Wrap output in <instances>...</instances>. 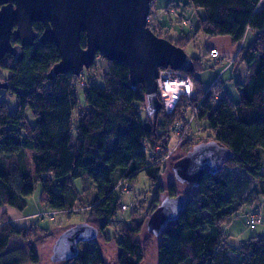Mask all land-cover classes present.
<instances>
[{
    "label": "trees",
    "instance_id": "16d2710c",
    "mask_svg": "<svg viewBox=\"0 0 264 264\" xmlns=\"http://www.w3.org/2000/svg\"><path fill=\"white\" fill-rule=\"evenodd\" d=\"M260 2L186 0L185 5L201 8L205 15L198 18L193 35L169 39L183 48L199 33L229 36L233 43H238L247 29L257 30L254 39L235 58L247 67L244 80L235 84L239 94L236 103L227 97L221 80L203 89L195 78V73L202 69L199 59H193L194 70L187 73L194 84L192 95L181 97L170 113L161 107L152 115L146 112L142 85L131 87L123 62L107 60L102 86L89 79L79 83L80 100L75 85L80 76L68 72L52 80L47 78L51 66L60 58L53 43L35 41L24 48L19 62H14L10 55L0 60L9 71L5 80L8 88L0 89V205L23 210L26 198L40 182L43 204L52 211L73 208L82 200L74 180L89 179L97 193L85 205V222L99 228L104 244L114 243L117 248L109 263L97 239L83 242L85 246L79 248L75 258L52 264H142L152 237L157 239L155 264H264V236L252 237L235 247L226 241L222 227L245 205L255 209V201L264 196V8L258 10ZM33 28L38 34L43 30L41 23H34ZM81 45H85L84 35ZM3 92L15 96V110H10ZM200 103L210 109L206 141L215 140L229 148L232 157L221 171L205 174L198 186L180 183L175 177V183L158 182L149 214L161 197L183 194L186 199L180 216L168 222L159 235L148 231L142 219L134 218L131 225L122 222L119 239L104 237V229L122 211V204L113 198V173L120 169L119 179L131 181L145 171L152 182H157L166 163L159 157L151 158L145 146L153 148L160 144L165 148L180 115L189 104ZM184 144H192L190 138L182 147ZM191 148L188 145L186 152ZM233 169L243 170L245 175ZM249 177L260 182L251 185ZM31 230L39 236L27 243ZM50 235L40 226L17 227L1 218L0 264H39L36 244ZM13 237L22 238L21 243L10 247Z\"/></svg>",
    "mask_w": 264,
    "mask_h": 264
},
{
    "label": "water",
    "instance_id": "95a60500",
    "mask_svg": "<svg viewBox=\"0 0 264 264\" xmlns=\"http://www.w3.org/2000/svg\"><path fill=\"white\" fill-rule=\"evenodd\" d=\"M152 0H0V59L11 55L19 62L24 48L39 43H53L59 52L47 78L70 72L79 76L97 56L123 62L128 68L131 87H143L146 112L161 109L157 95L158 71L170 67L190 73L194 60L184 48L168 38L158 36L148 25ZM43 26L38 36L33 23ZM84 35L85 45H81ZM11 39L19 40L12 43ZM8 82L0 81V89ZM232 157V151L215 140L195 144L172 164V172L180 183L198 186L207 173H216ZM183 194L163 197L151 212L146 228L159 235L168 222L176 220L185 207ZM99 228L79 222L65 228L54 240L50 261L73 259L79 245L97 239Z\"/></svg>",
    "mask_w": 264,
    "mask_h": 264
},
{
    "label": "rangeland",
    "instance_id": "374dc122",
    "mask_svg": "<svg viewBox=\"0 0 264 264\" xmlns=\"http://www.w3.org/2000/svg\"><path fill=\"white\" fill-rule=\"evenodd\" d=\"M185 4L186 0H152L150 3L151 9L148 17L149 27L155 31L157 35L160 34L162 37H167L168 39L172 40L193 35L194 30H192L189 24L192 22V25L193 23L195 25L196 14ZM185 21L188 25L185 23ZM250 37L251 33H249L245 38V45H248ZM216 38L217 37L199 33L195 36L194 40L186 45L184 50L192 59H199L202 69L195 73V78L200 82V85L203 87V89H208L214 81L220 79L223 83V89L227 97L236 103L239 101V94L235 84L237 81L244 80V75L247 73V69L241 64L240 59L236 61V59L231 58L230 60H225L223 64H220L223 61V57L220 54L219 61L215 62L214 58L211 57L208 51L211 46H214L213 40ZM217 51L219 53V50ZM9 61L10 60L8 58L5 60L6 63ZM229 61V66L225 68L226 63ZM232 62L234 65L231 64ZM107 68V59L97 56L94 60V63L90 67L84 68L81 71L79 79L76 78L75 80L76 90L80 100H82V91L80 85L82 83H87L88 79L90 81L96 82L98 85H104L103 75L105 74ZM8 74L9 71L0 64V81H5ZM2 96L8 101L10 110H15L17 105L15 96L6 92H3ZM209 110L210 109L208 106L202 107L200 103L198 110L188 112L192 122L190 123L191 126L186 130L187 135H184V139L187 140L190 138V142L192 144H184L182 147V144L185 141L184 139L183 141L180 139H175L174 142H177V144H166L167 150L165 153H171V155L170 158L165 162L166 167L159 173V179L157 182H152L146 175L145 171H140L131 181L119 179L121 171L120 169H117L113 173L112 183H115L113 189V198L120 204H126L127 209L123 210L121 208L122 211H119L117 215L111 219L110 225L105 230L106 235L113 237L114 235L120 236L118 228L123 225L122 222H126L127 225H131L132 219L134 218L137 221L142 219L143 224H145L149 215L151 214H149L151 206L150 203L155 196L158 182L163 181L164 185H166L169 181H173L175 183L176 181L171 170L174 161L187 153L186 148L188 145H192L193 147L195 145L193 142L199 143L206 141V137L209 134V131L206 128L208 125L207 114L209 113ZM184 112H187V109ZM233 171L237 174L245 175L243 170L233 169ZM249 178L251 185H256L258 182H260V180L258 181L254 177ZM125 182L127 183V191L124 192L121 189ZM262 182H264V180ZM74 184L77 191L80 193L82 200H78L73 208H67L62 211H52L47 205L43 204L40 200L42 194L40 182H36L33 193L26 198L27 206L23 210H18L10 205H0V219L4 218L10 222H13L17 227L34 224L46 229L49 231V233H51L50 237H47L41 242H36V247L40 255L39 264H52L50 261L52 244L56 237L65 228L76 223L86 221L87 209L85 205L90 204L96 197L97 188L89 179L77 178L74 180ZM185 189L189 191L188 188ZM262 190L264 193V187ZM162 198L163 197H161V199ZM255 202V204H257L255 208L256 210H254V206H245L235 217V221L232 223V226L228 232L226 231L225 227V235L229 244L238 246L242 241H247L252 237L264 236V196ZM249 208L253 210H250ZM250 211H255L254 213L258 214L261 219V222L258 223L254 228H250L248 224H246V214L248 215L251 213ZM233 231H235V233L229 234V232ZM36 232L37 231L34 230L28 232L27 243L34 241L39 236ZM143 232L142 236H144L146 230L144 229ZM21 239L22 238L20 237H13L10 247L19 245L21 243ZM156 240L157 239H154L153 237L151 238V244L147 248V254L142 264H155ZM97 241L101 243L104 252L107 253L106 255L108 262L111 263L117 252V248L115 247L114 243H109L108 247H110L107 248V246H105L103 243V238L100 235H98ZM84 246L85 245L82 243L79 245V248Z\"/></svg>",
    "mask_w": 264,
    "mask_h": 264
},
{
    "label": "built area",
    "instance_id": "2783aa9c",
    "mask_svg": "<svg viewBox=\"0 0 264 264\" xmlns=\"http://www.w3.org/2000/svg\"><path fill=\"white\" fill-rule=\"evenodd\" d=\"M209 53L211 57L214 58L215 62L219 61V53L217 49L212 48L209 50ZM156 83L157 95L160 100L161 107H163L167 113H170L175 108L181 97H190L194 89L193 81L187 75V73L181 70H174L170 67L159 68ZM174 94H177L175 100H173L172 98ZM198 106H191L189 104V106L187 107V112H183L180 115L179 120H177L174 127L170 131V136L166 139L165 144H177V142H174L175 139H180L183 141L184 135H187L186 130L191 126L190 123L192 122L188 112L198 110ZM192 114L194 115L193 112ZM144 150L151 158L159 157L160 161L162 162H166V160L169 159L171 155V153H165V151L167 150V146L164 148L162 145H156L153 148H148L147 146H145ZM126 184L127 183L125 182L124 186L121 189L124 192L127 191ZM121 208L123 210H126V204H122ZM246 217V224H248L250 228H254L258 223L261 222L259 215L255 214L254 212L249 213L248 215H246Z\"/></svg>",
    "mask_w": 264,
    "mask_h": 264
},
{
    "label": "crops",
    "instance_id": "0c3cea01",
    "mask_svg": "<svg viewBox=\"0 0 264 264\" xmlns=\"http://www.w3.org/2000/svg\"><path fill=\"white\" fill-rule=\"evenodd\" d=\"M188 8H190V9H192V11L196 14V22H195V25H194V23H193V25H192V22L189 24V26L192 28V30H194L195 31V29L197 28V25H198V18H203L204 17V11H203V9H201V8H195V7H191V6H188ZM264 8V0H261V2L259 3V5H258V10L260 11L261 9H263ZM189 21V20H188ZM185 23H186V21H185ZM187 24V23H186ZM188 25V24H187ZM249 33H251V37H250V40H249V43L254 39V37H255V35H256V33H257V30H253V29H251V28H249V29H247V31H246V33H245V36H244V38L240 41V42H238V43H233L232 41H231V39H230V37L229 36H214V37H217L215 40H213V43H214V46H211V48L210 49H212V48H214V49H217V50H219V54L223 57L222 59H223V61L220 63V64H223V62L225 61V60H230L231 58L232 59H235L236 57H237V54H238V52H239V50L242 48V47H245V46H247V45H245L244 44V42H245V38L247 37V35L249 34ZM178 38H176L175 40H177ZM248 43V44H249ZM209 49V50H210ZM209 52V51H208ZM229 64H230V61L228 62V63H226V66H225V68L226 67H228L229 66ZM241 64L243 65V66H245V64H244V62H242L241 61ZM246 67V66H245ZM224 68V69H225ZM246 69H247V67H246ZM247 72V71H246ZM245 76H246V73H245V75H244V78H245ZM218 80H220V79H218ZM215 82V81H214ZM213 82V83H214ZM212 83V84H213ZM245 206H248V205H245ZM244 206V207H245ZM243 207V208H244ZM242 208V209H243ZM241 209V210H242ZM250 210H253V209H251V208H249ZM241 210H239L237 213H235L234 215H232L228 220H227V222H225L223 225H222V227H223V231H224V233H225V227H226V231L228 232L229 230H230V227L232 226V223L235 221L234 219H235V217L238 215V213L239 212H241ZM255 210V209H254ZM250 212H255V211H250ZM248 213V212H247ZM6 215V214H5ZM247 215V214H246ZM10 219V218H9ZM28 225H30V224H28ZM28 225H25V226H28ZM23 227V226H22ZM107 228V227H106ZM106 228L104 229V231H103V235H104V237H106V238H111V237H113V236H108V235H106L105 234V230H106ZM232 233H235V231H233V232H229V234H232ZM114 236H116V235H114ZM226 236V235H225ZM116 238H120V236H116ZM226 241H227V239H226ZM228 242V241H227ZM229 243V242H228ZM105 246H107V248H109L108 247V244H105ZM232 246H235V245H232ZM239 246V245H238ZM235 247H237V246H235ZM106 253V252H105ZM107 254V253H106ZM230 256L231 257H233V258H235V259H239L240 257L239 256H237L236 254H230Z\"/></svg>",
    "mask_w": 264,
    "mask_h": 264
},
{
    "label": "flooded vegetation",
    "instance_id": "af4514ba",
    "mask_svg": "<svg viewBox=\"0 0 264 264\" xmlns=\"http://www.w3.org/2000/svg\"><path fill=\"white\" fill-rule=\"evenodd\" d=\"M35 23H39V22H35ZM33 24H34V23H33ZM41 25H42V24H41ZM42 28H43V26H42ZM42 31H43V30H42ZM35 32H36V31H35ZM41 33H42V32H41ZM41 33H40V34H41ZM36 34H37L38 36L40 35V34H38L37 32H36ZM35 41H37V39H36ZM11 42H12L13 44H14V43L16 44V43L19 42V40H15V41H14L13 39H11ZM10 56H11V55H10ZM11 57H12V56H11ZM3 58H5V56H4ZM3 58H2V59H3ZM2 59H0V60H2ZM12 59H13V58H12Z\"/></svg>",
    "mask_w": 264,
    "mask_h": 264
},
{
    "label": "bare ground",
    "instance_id": "6f19581e",
    "mask_svg": "<svg viewBox=\"0 0 264 264\" xmlns=\"http://www.w3.org/2000/svg\"><path fill=\"white\" fill-rule=\"evenodd\" d=\"M176 97H177V94H174V95L172 96L173 100H175ZM224 165H225V164H224Z\"/></svg>",
    "mask_w": 264,
    "mask_h": 264
}]
</instances>
